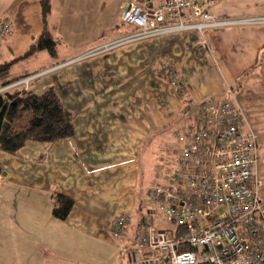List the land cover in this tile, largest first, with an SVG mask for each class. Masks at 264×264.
Returning <instances> with one entry per match:
<instances>
[{
    "label": "crops",
    "instance_id": "crops-1",
    "mask_svg": "<svg viewBox=\"0 0 264 264\" xmlns=\"http://www.w3.org/2000/svg\"><path fill=\"white\" fill-rule=\"evenodd\" d=\"M109 1L50 0L46 26L59 41L51 57L45 50L24 55L43 29L40 0H0V16L12 23L0 39V64L12 62L7 77L38 73L22 84L25 90L53 86L75 128L70 138L29 140L14 154L0 150V264H124L122 248L142 211L137 206L146 189L161 183V129L178 120L181 107L159 63L170 60L186 95L202 99L225 96L264 60V25H229L138 40L69 62L132 28L120 19L125 0L117 1L114 17H104ZM211 12L261 14L264 0H219ZM35 56L42 62L11 72L15 62ZM257 90L252 127L262 195L264 85ZM55 193L73 200L65 219L53 214ZM119 212L130 214L124 243L109 231Z\"/></svg>",
    "mask_w": 264,
    "mask_h": 264
},
{
    "label": "built area",
    "instance_id": "built-area-1",
    "mask_svg": "<svg viewBox=\"0 0 264 264\" xmlns=\"http://www.w3.org/2000/svg\"><path fill=\"white\" fill-rule=\"evenodd\" d=\"M219 0H125L120 19L130 30L82 52L69 62L111 51L134 41L184 30L229 25H264V14L216 18ZM12 23L0 16V39ZM158 73L181 101L176 161L163 181L145 190L148 201L132 239L124 245L125 264H264V192L256 175L257 135L232 93L193 99L174 64L162 60ZM38 73L0 87L28 85ZM1 179V172H0ZM161 210L168 227H157ZM130 214L119 212L110 225L124 243ZM181 246H187L183 249Z\"/></svg>",
    "mask_w": 264,
    "mask_h": 264
},
{
    "label": "trees",
    "instance_id": "trees-1",
    "mask_svg": "<svg viewBox=\"0 0 264 264\" xmlns=\"http://www.w3.org/2000/svg\"><path fill=\"white\" fill-rule=\"evenodd\" d=\"M40 4L44 21L43 29L37 36L32 38V42L24 55L26 56L36 50H45L51 56H56L59 41L46 26V16L51 9L50 0H40ZM11 63L4 62L0 64V87L31 74L8 78L7 74ZM172 122L167 125V128L177 130L179 126L176 127V125L181 123L180 111L178 120ZM162 131L164 130L161 129ZM74 132L73 113L64 105L53 86H49L41 93L25 90L22 84L0 90V150L14 154L26 141L52 143L60 139L70 138ZM175 138L177 154L178 139L176 136ZM54 197L53 214L60 219H65L71 210L73 200L71 197L60 193H55ZM146 206L145 200H141L137 209L143 211ZM181 248L186 249L188 247L181 246Z\"/></svg>",
    "mask_w": 264,
    "mask_h": 264
},
{
    "label": "rangeland",
    "instance_id": "rangeland-1",
    "mask_svg": "<svg viewBox=\"0 0 264 264\" xmlns=\"http://www.w3.org/2000/svg\"><path fill=\"white\" fill-rule=\"evenodd\" d=\"M117 1L118 0H110L107 4H105L106 11L104 17H108L110 15H112L113 17L115 16L114 10L117 6ZM175 33L166 34L165 36L171 34L173 35ZM39 62L41 63L42 59H39L37 56H35L34 58L25 61L15 62V64L11 66L10 70L12 73H15L21 67H28L33 65L34 63L39 64ZM259 83H262V85H264V60L259 61V68L257 67L256 69L250 71L247 75H244L241 78L239 84L237 86H234L233 89H228V92L226 93L228 94L230 92L234 95L236 100L240 103L245 117L251 126L254 124V104L257 98L256 95H259L260 92L259 90L256 91V86L259 85ZM175 130V128H167L164 132H161V182L163 181V176L166 173L167 168L170 167L175 161L177 148ZM149 184L150 182L145 185L149 186ZM145 203L146 205L150 204L146 200ZM156 215L161 220V225L158 222L156 223L157 227L169 226L168 222H162L164 220V216L161 210H158Z\"/></svg>",
    "mask_w": 264,
    "mask_h": 264
}]
</instances>
